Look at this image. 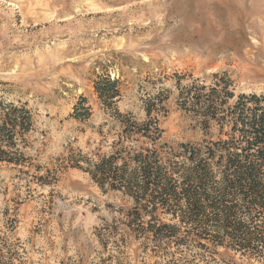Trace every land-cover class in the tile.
<instances>
[{"label": "rangeland", "instance_id": "374dc122", "mask_svg": "<svg viewBox=\"0 0 264 264\" xmlns=\"http://www.w3.org/2000/svg\"><path fill=\"white\" fill-rule=\"evenodd\" d=\"M105 78L120 113L142 121L152 104L164 142L207 140L186 90L225 88L227 106L264 97V0H0V95L35 117L30 167L0 164V243L13 264H94L107 256L98 230L132 206L67 161L112 150L120 127L93 88ZM119 248L145 264L136 241Z\"/></svg>", "mask_w": 264, "mask_h": 264}, {"label": "trees", "instance_id": "16d2710c", "mask_svg": "<svg viewBox=\"0 0 264 264\" xmlns=\"http://www.w3.org/2000/svg\"><path fill=\"white\" fill-rule=\"evenodd\" d=\"M116 86L108 78L93 86L120 127L111 152L67 158L103 193H120L132 203L98 230L107 256L94 264H126L119 247L131 240L138 243L145 264L264 261V97L239 96L227 106L233 95L225 88L186 90L185 106L198 113L208 139L173 146L164 142L151 103L142 121L117 110ZM82 103L75 107L76 119L90 116ZM34 126L27 105L0 95V164L30 167L25 150ZM35 179L48 184L43 176ZM108 246L113 249L107 251ZM13 260L11 249L0 243V264Z\"/></svg>", "mask_w": 264, "mask_h": 264}]
</instances>
